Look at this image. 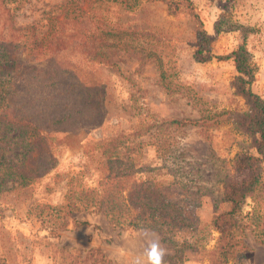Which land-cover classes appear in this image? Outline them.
Returning <instances> with one entry per match:
<instances>
[{"label":"rangeland","instance_id":"rangeland-1","mask_svg":"<svg viewBox=\"0 0 264 264\" xmlns=\"http://www.w3.org/2000/svg\"><path fill=\"white\" fill-rule=\"evenodd\" d=\"M190 1L199 21L186 8L170 12L160 0L22 2L16 11V26H34L39 38L57 26L56 32L67 47L64 52L74 65L84 67L89 79L94 75L101 79L106 118L102 127L59 132L50 138L52 163L61 174L59 177L54 170L49 177L22 186L4 170L12 163L2 162L0 258L7 264H134L145 245L141 228L118 229L103 215L88 211L74 212L62 219V212L58 216L50 208L63 203L64 178L69 168L85 165L83 179L96 175L103 159L94 153L91 144L103 133L120 131L143 133L132 141L143 152L139 165L154 169L153 174L164 175L159 180L175 173L186 176L193 185L205 187L197 214L206 223L202 234L207 240L206 248L213 247L217 234L208 223L214 213L226 208L219 201L221 180L238 175L230 161L241 149L243 138L226 122L193 127L172 121L241 111L245 107L232 87L237 75L232 60H195L194 52L202 39L200 31L210 39L207 49L216 56L231 53L246 37L245 47L254 72L251 89L264 98V0ZM133 30L154 32L162 43L153 45L148 37L108 35L105 51L112 61L109 66L95 64L84 53L98 47L94 42L84 43V36ZM72 35L75 38H68ZM125 42L136 50H123ZM29 49L25 47L23 57L42 58L43 51L40 54ZM147 52L155 53L154 57L147 56ZM4 115L0 110L1 121L10 118L9 113ZM15 135L12 126L0 123V150L7 151L8 158L15 153ZM251 207L248 197L242 207L245 247L240 251L241 259L230 264H264V241L257 237V230L247 217ZM72 218L82 224H73ZM60 220L68 221L66 228L59 226ZM151 231L159 235L168 250L166 264H170L166 258L176 246L184 258L179 264H207L204 255L180 246L190 234ZM169 240L177 245L174 247Z\"/></svg>","mask_w":264,"mask_h":264},{"label":"trees","instance_id":"trees-1","mask_svg":"<svg viewBox=\"0 0 264 264\" xmlns=\"http://www.w3.org/2000/svg\"><path fill=\"white\" fill-rule=\"evenodd\" d=\"M23 1L0 0V110L5 115L9 113L10 117L0 123L12 126L16 133L15 153L8 158L7 151L0 150V165L6 160L12 163L10 168L4 169L8 171L7 175L27 186L49 177L54 170L57 177L61 175L52 163L51 137L59 132L102 127L106 110L101 79L96 75L89 79V72L84 67L74 65L64 52L67 47L56 32L57 26L49 28L51 31L40 38L34 26L28 27L31 31L27 34L25 30L28 29L16 26V11L21 9ZM160 1L172 13L186 8L199 21L190 0ZM200 34L202 39L194 52L195 60L202 63L212 59L232 60L237 72L232 87L245 105L241 111H223L201 115L199 119L172 121L175 125L193 127L226 122L232 124L243 138L241 149L230 161L231 168L238 175L221 180L219 201L226 208L214 213L208 223L217 234L213 247L206 248L207 240L202 235L206 223H202L197 214L205 187L193 185L192 180L175 173L169 179L159 180L164 175L153 174L154 169L139 165L143 152L132 141L143 135L140 130L111 135L103 133L94 141L92 150L103 159L100 169L91 178L83 179L86 166H71L64 178L63 203L50 206L52 213L59 216L62 212V219H65L74 212L88 211L103 215L112 227L118 229L184 232L190 235L181 241V247L204 255L207 264H230L241 259L240 251L245 247L242 207L249 197L252 207L247 217L252 220L257 237L264 241V98L251 89L254 72L245 47L246 37L231 53L216 56L207 49L208 36L203 31ZM108 35L113 38L125 35L148 37L153 45L162 43L159 36L148 30L108 31L99 36H84V43L98 44L95 49L84 52L95 64H112L105 51ZM73 36L68 38H75ZM26 46L40 54L43 51L42 58L23 57ZM126 48L136 50L127 42L123 50ZM154 54L147 52L149 57ZM70 222L82 224L73 218ZM67 224V220H60L59 226L66 228ZM168 242L174 247L177 245ZM175 249L166 258L170 264L184 260L180 248L176 246ZM0 264H7V261L0 258Z\"/></svg>","mask_w":264,"mask_h":264},{"label":"clouds","instance_id":"clouds-1","mask_svg":"<svg viewBox=\"0 0 264 264\" xmlns=\"http://www.w3.org/2000/svg\"><path fill=\"white\" fill-rule=\"evenodd\" d=\"M145 245L134 264H166L165 257L168 254L167 248L163 245L159 235L150 229H141Z\"/></svg>","mask_w":264,"mask_h":264}]
</instances>
